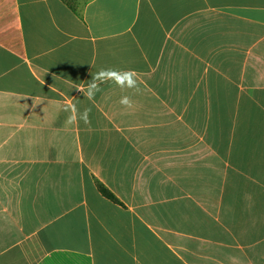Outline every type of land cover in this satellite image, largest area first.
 Returning a JSON list of instances; mask_svg holds the SVG:
<instances>
[{
    "label": "crops",
    "instance_id": "obj_1",
    "mask_svg": "<svg viewBox=\"0 0 264 264\" xmlns=\"http://www.w3.org/2000/svg\"><path fill=\"white\" fill-rule=\"evenodd\" d=\"M74 6L0 0V264H264V0Z\"/></svg>",
    "mask_w": 264,
    "mask_h": 264
},
{
    "label": "clouds",
    "instance_id": "obj_2",
    "mask_svg": "<svg viewBox=\"0 0 264 264\" xmlns=\"http://www.w3.org/2000/svg\"><path fill=\"white\" fill-rule=\"evenodd\" d=\"M108 82H112L122 90L132 89L135 90L136 93L140 92V86L135 70H121L112 67L101 68L98 72L92 75V79L86 85H77L74 87L82 92L89 101H93L96 94L102 90L101 85ZM119 103L128 109L133 107V100L128 95L122 96ZM63 110L70 113L66 121L69 125L77 124L81 120L85 124L90 123V108H86L81 112L75 104L68 103L64 106Z\"/></svg>",
    "mask_w": 264,
    "mask_h": 264
},
{
    "label": "trees",
    "instance_id": "obj_3",
    "mask_svg": "<svg viewBox=\"0 0 264 264\" xmlns=\"http://www.w3.org/2000/svg\"><path fill=\"white\" fill-rule=\"evenodd\" d=\"M72 9H75L74 0H64ZM98 189L100 193L107 199L113 202H119L118 199L107 189L103 184L98 182Z\"/></svg>",
    "mask_w": 264,
    "mask_h": 264
},
{
    "label": "rangeland",
    "instance_id": "obj_4",
    "mask_svg": "<svg viewBox=\"0 0 264 264\" xmlns=\"http://www.w3.org/2000/svg\"><path fill=\"white\" fill-rule=\"evenodd\" d=\"M205 116H206L207 123L208 122L212 123L213 122V116H214V109L213 108H206L205 109Z\"/></svg>",
    "mask_w": 264,
    "mask_h": 264
}]
</instances>
